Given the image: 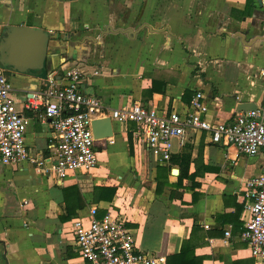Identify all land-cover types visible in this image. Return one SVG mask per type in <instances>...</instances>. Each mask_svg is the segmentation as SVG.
<instances>
[{
  "label": "crops",
  "instance_id": "0c3cea01",
  "mask_svg": "<svg viewBox=\"0 0 264 264\" xmlns=\"http://www.w3.org/2000/svg\"><path fill=\"white\" fill-rule=\"evenodd\" d=\"M6 26L43 28L65 40L50 43L41 77L5 70L17 110L30 120L26 142L33 156L50 152L51 125L40 117L39 93L54 70L81 69L84 93L108 110L141 103L183 114L197 93L206 97L211 123L229 122L242 105L264 108V0H0V39ZM29 99L35 109H26ZM133 130L102 119L96 169L63 183L29 163L0 162V264H88L76 251L73 222L94 206L99 216L110 207L124 214L146 253L167 260L191 239L203 264H255L240 236L245 183L264 172V150L240 155L190 129L172 141L173 156L191 154L184 188L157 194L158 169L168 168L162 180L177 183L182 163H158L136 147ZM71 187L81 197L75 202L69 195L76 216L68 219ZM101 187L116 189L111 201H97Z\"/></svg>",
  "mask_w": 264,
  "mask_h": 264
},
{
  "label": "built area",
  "instance_id": "2783aa9c",
  "mask_svg": "<svg viewBox=\"0 0 264 264\" xmlns=\"http://www.w3.org/2000/svg\"><path fill=\"white\" fill-rule=\"evenodd\" d=\"M84 74L70 67L62 75L54 70L44 79L39 93L43 112L49 120L52 138L49 154L31 155L26 134L30 120L16 107L12 85L0 67V162L6 167L26 163L42 175L63 183L77 172L91 173L98 165L93 124L111 118L121 124H133L136 147L149 152L160 164H169L173 156L172 141L182 140L188 130L209 133L211 142L233 147L240 155L254 157L264 150V108L236 112L229 122L211 123L206 97L197 93L187 112L160 113L153 106L141 103L108 110L94 95L84 93ZM26 109H35L29 99ZM246 219L241 240L247 244L255 264H264V172L245 183ZM26 204V203H25ZM76 251L88 264H166V258L142 251L128 219L112 207L99 216L92 207L85 218L73 222ZM231 233L226 232V238Z\"/></svg>",
  "mask_w": 264,
  "mask_h": 264
},
{
  "label": "water",
  "instance_id": "95a60500",
  "mask_svg": "<svg viewBox=\"0 0 264 264\" xmlns=\"http://www.w3.org/2000/svg\"><path fill=\"white\" fill-rule=\"evenodd\" d=\"M120 32L129 34L131 31L121 30ZM52 41L60 45L65 43L60 34H51L43 28L6 26L0 39V67L22 75L41 77L47 69L50 59L49 48ZM256 109L258 107H252L247 104L239 107L237 112H247ZM101 121H96L93 124L96 140L105 138V135L97 132V127ZM178 173L179 171L177 170L173 171V175Z\"/></svg>",
  "mask_w": 264,
  "mask_h": 264
},
{
  "label": "trees",
  "instance_id": "16d2710c",
  "mask_svg": "<svg viewBox=\"0 0 264 264\" xmlns=\"http://www.w3.org/2000/svg\"><path fill=\"white\" fill-rule=\"evenodd\" d=\"M190 159H191V154H180V155H174L171 158V163L174 164L178 160L182 163V174L178 178L177 183H170L168 179L162 180L163 177H168V174H171V171L167 168H159L158 169V176L156 178L157 182V194H162L164 189L166 187L173 188L174 190H180L183 189V178L184 174L183 172L189 171V165H190ZM195 186V184H194ZM186 188V187H185ZM188 189V188H186ZM96 193H98V198L97 201H111L116 194V189L115 188H107V187H101V188H96L95 189ZM109 193V196L107 195ZM65 194H66V202H67V207L69 211V216L68 219L73 218L76 216L75 211L71 209V202L68 201V197L70 195V201H75L78 202L80 200V191L78 187H71L68 189H65ZM174 191H171V196L170 200L174 199ZM182 195L180 196V200H182ZM85 205H80L79 208L83 209ZM166 264H203V259L199 256L196 255V246L191 242V239L184 241L181 247V250L178 254L175 255H170L167 257V262Z\"/></svg>",
  "mask_w": 264,
  "mask_h": 264
}]
</instances>
